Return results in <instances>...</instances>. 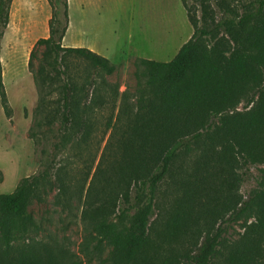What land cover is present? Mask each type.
Wrapping results in <instances>:
<instances>
[{
    "label": "trees",
    "instance_id": "16d2710c",
    "mask_svg": "<svg viewBox=\"0 0 264 264\" xmlns=\"http://www.w3.org/2000/svg\"><path fill=\"white\" fill-rule=\"evenodd\" d=\"M46 1L52 8L48 35L35 42L27 69L41 95L53 94L46 89L56 92L57 107L47 125L56 120L67 138L81 133L80 140L85 141L93 131L90 115L110 102L115 109L117 95L113 91L115 95L106 97L102 77L99 83L86 77L81 83L70 68L72 62L82 61L99 76H110L115 68L90 50L63 47L68 1ZM180 2L192 28L190 39L169 62L137 60L144 83L135 109L121 105L114 124L112 117L108 119L111 138L120 134L116 141L121 154L116 165L119 193L92 209V230L100 243L111 248L113 264H212L223 233L214 226L224 224L225 216L232 223L244 216L253 221L227 251L226 262L260 264L264 169L257 190L246 200L233 192L242 182L234 167L264 164V0ZM11 3L0 0V51ZM38 52L41 59L35 70ZM1 72L0 63V102L8 116ZM39 101L44 107L42 97ZM241 103H254L255 108L231 115ZM201 141L211 152L207 166L213 171L205 168L192 183L182 185V193L156 226L158 219L152 220V213L158 187L171 175L177 156ZM46 178L43 171L20 180L10 194H0V264H64L52 252L12 247L16 235L37 229L28 206ZM131 210L136 212L125 227ZM113 216L121 228L111 221Z\"/></svg>",
    "mask_w": 264,
    "mask_h": 264
},
{
    "label": "rangeland",
    "instance_id": "374dc122",
    "mask_svg": "<svg viewBox=\"0 0 264 264\" xmlns=\"http://www.w3.org/2000/svg\"><path fill=\"white\" fill-rule=\"evenodd\" d=\"M14 1L0 51L9 111L6 116L0 102V194H10L20 180L43 171L48 182L39 188L28 206L37 229L28 235H16L12 247L52 252L64 264H113L111 248L99 242L89 220L94 207L119 193L116 165L121 154L116 141L120 134L114 133L111 138L113 130H108V119L112 117L114 124L121 105L135 109L144 83L142 68L136 61H171L190 39L192 28L180 0H67L68 29L62 46L90 50L115 68L112 75L99 73V76L82 61L72 62L70 68L79 75L81 83L84 77L96 83L102 77L106 97L113 91L117 95L115 109H112L114 102H110L90 115L93 131L87 140L81 141V133L67 138L56 120L47 125L48 117L57 107L56 92L46 89L53 94L41 95L27 69L35 42L48 35L52 8L46 0ZM186 2L193 4L192 0ZM37 58L35 70L41 59L40 52ZM41 97L44 107L39 104ZM254 108V103L248 106L241 103L231 115H243ZM210 157L211 152L203 141L177 156L171 175L156 192V208L152 213V220L158 219L156 226L182 193V185H189L194 175L199 177V171L210 168L207 166ZM234 169L242 182L237 183L233 193L244 201L257 190L264 164ZM135 212L131 210L127 214L123 226H128ZM229 218L225 216L224 224L214 226L215 229L220 226L223 233L212 264H229L227 251L238 243L243 227L253 221L243 216L232 223ZM111 221L121 228L115 216ZM260 264H264V244Z\"/></svg>",
    "mask_w": 264,
    "mask_h": 264
},
{
    "label": "crops",
    "instance_id": "0c3cea01",
    "mask_svg": "<svg viewBox=\"0 0 264 264\" xmlns=\"http://www.w3.org/2000/svg\"><path fill=\"white\" fill-rule=\"evenodd\" d=\"M28 1H29V2L31 1V3H32V0H25V2L29 3ZM38 1H40V0H38ZM15 4H16V3H15V1L13 0L12 3H11V10H10L11 12H12V9L14 8ZM18 6H19V5H18ZM9 18H10V17H9ZM45 36H46V35H45ZM43 38H45V37H43Z\"/></svg>",
    "mask_w": 264,
    "mask_h": 264
}]
</instances>
